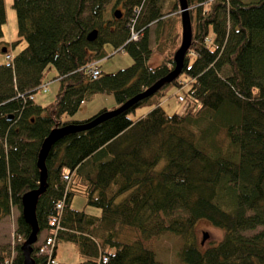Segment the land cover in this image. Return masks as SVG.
Masks as SVG:
<instances>
[{
    "label": "trees",
    "instance_id": "obj_1",
    "mask_svg": "<svg viewBox=\"0 0 264 264\" xmlns=\"http://www.w3.org/2000/svg\"><path fill=\"white\" fill-rule=\"evenodd\" d=\"M108 1L12 0L18 39L11 44L25 40V45L10 61H0V221L13 206L19 209L18 241L12 248L0 243V264H22L20 246L30 225L21 213V197L39 184L37 159L49 131L112 109L72 118L95 93H112L116 108L174 66L178 0L167 11L163 0H116L122 9L113 11L114 26L104 19ZM187 3L192 40L180 74L127 108L66 133L46 155L38 235L42 230L50 235L58 226L52 256L56 259L61 241L73 242L82 256L59 264H96L103 255L106 264H163L155 242L165 234L177 238L180 264H264V0ZM6 19L0 0L5 54L11 52L2 40ZM151 23L159 33L155 48ZM95 28L97 36L88 40ZM106 42L125 49L133 62L113 72L100 68L93 76L87 66H100L108 54ZM153 50L163 57L156 66L147 63ZM49 65L57 69L58 88L54 102L43 105L34 93ZM226 65L229 72H223ZM186 84L184 94H176L184 98V110L167 112L166 90ZM143 105L151 108L132 118L130 112ZM76 193L101 213L74 208ZM199 219L221 228L222 237L203 246L195 229ZM36 250L33 244L35 264H50L47 254Z\"/></svg>",
    "mask_w": 264,
    "mask_h": 264
},
{
    "label": "rangeland",
    "instance_id": "obj_2",
    "mask_svg": "<svg viewBox=\"0 0 264 264\" xmlns=\"http://www.w3.org/2000/svg\"><path fill=\"white\" fill-rule=\"evenodd\" d=\"M174 0H163V9L165 11L170 10L172 7V3ZM115 8H121V5L116 2V0H109L105 5L104 10V19L108 22L107 24L110 26H114L116 22V17L113 14V11ZM5 9H6V22L4 23L3 29L4 34L2 36V40L8 42V48L12 53H15L18 51L21 47L25 45V40H20L17 44L12 46L11 42L13 40L18 39V33H17V15L14 7L12 6V0H5ZM175 29L179 30L180 32V38L181 40V22L175 20ZM157 24L151 23L150 29H149V38H150V44L155 48L157 47V35L159 33L157 32ZM166 30V25L164 26V31ZM136 34V35H134ZM162 36V33L160 34ZM134 37V38H133ZM138 38L137 32L132 33V39L135 40ZM3 44V42L0 43V45ZM180 44V41H179ZM105 49L108 51V54L104 57H102L99 60L100 68L104 72H113L120 68L126 67L130 65L133 62L132 56L124 50H116L115 45L112 42H106L104 44ZM158 52L157 50H153L150 54V60L153 59L155 53ZM160 53V52H159ZM162 55V54H161ZM0 61H5V53L0 52ZM223 72H229V66L226 65L223 69ZM57 69L53 65L47 66L44 72L43 77V84L44 87H46V91H43L42 88L39 89L34 93L35 100L43 105L50 104L54 102L55 95L58 88V78H57ZM188 84H186L181 89H178L177 87H173L171 89H167L165 94L163 95L162 99V106L165 108V110L169 113L172 112H182L185 108V102L180 101L178 97L176 96L177 93L184 94L185 90H187ZM100 94H94L93 96H90L89 98L82 101L80 104L78 110L72 115V118H86L87 112H85V108L90 109V106L94 105L99 99H101L102 102H107L108 98L110 97L115 100L112 93H105L101 94L102 96L105 95L107 99L102 100L103 98H99ZM110 95V96H109ZM101 96V97H102ZM107 104V103H106ZM109 104V103H108ZM151 106H139L134 111L130 112V116L132 118H135L139 116L142 112H147ZM72 206L76 209H83L88 213L91 214H100L101 208L95 205L87 204L86 202V196L81 193H76L73 195L72 198ZM17 208V207H16ZM177 214L183 215L184 212L182 210H177ZM19 214V209L17 208L14 210V216H17ZM6 216H10L6 215ZM5 216V217H6ZM15 227H16V217L14 219ZM195 229L197 232L198 240L201 241L203 233L207 232V237L202 243L203 246L209 245L213 242H216L219 240L223 235V230L219 227L213 226L208 220L206 219H199L195 225ZM257 229H260L257 228ZM5 230L3 229V232ZM248 233H251L252 231H247ZM4 235L0 236V243L8 244L11 248L17 242L16 234L10 238V235L6 233H3ZM47 235L46 230H42L40 232L39 240L43 239V237ZM177 238L172 234H165L162 237H160L155 242V250L157 257L163 262V264H180L178 256H177ZM56 259L61 263H74L77 261L82 260V256L77 250L76 245L71 241H61L58 243L55 253Z\"/></svg>",
    "mask_w": 264,
    "mask_h": 264
},
{
    "label": "water",
    "instance_id": "obj_3",
    "mask_svg": "<svg viewBox=\"0 0 264 264\" xmlns=\"http://www.w3.org/2000/svg\"><path fill=\"white\" fill-rule=\"evenodd\" d=\"M178 2L180 6L179 11H180V22H181V40L178 48L176 49L173 55V60H174L173 68L166 75L162 76L161 78L156 80L152 85L148 86L144 91L129 98L122 105L116 108L106 110L96 115L95 117H93L92 119H90L85 123H81V124L69 123L62 126H55L49 131L48 135L44 137L37 159V166L39 167V184L37 187L27 190L25 193H23L21 197V207H22L21 213L24 219L26 220V222L30 225V232L21 242V246H20L23 252L22 264H35L34 257L32 256V250H33V244L38 240V231H39L38 221L36 217V207H37L39 195L45 190L46 187L47 168L45 165V158L52 144L66 133L85 129L119 110L127 108L137 100L152 94L164 83L170 82L172 79H174L180 74L184 64L185 54L192 40V22H191L187 0H178ZM115 14L117 16L121 15V13L118 10L115 11ZM97 33L98 30L96 28L91 30L87 34V39L88 40L94 39L97 36ZM5 49L6 48L3 47L2 51H5ZM9 117H11V115H9ZM207 234H208L207 232L203 233L201 243L204 242V240L207 237Z\"/></svg>",
    "mask_w": 264,
    "mask_h": 264
},
{
    "label": "crops",
    "instance_id": "obj_4",
    "mask_svg": "<svg viewBox=\"0 0 264 264\" xmlns=\"http://www.w3.org/2000/svg\"><path fill=\"white\" fill-rule=\"evenodd\" d=\"M154 53H155V55H154L153 59L150 60V56H149V58L147 60V63L150 66L158 65L162 61V58H163L161 53H159V52H154ZM95 94H100L99 98H103L102 100L107 99V98H108V100H107V102H102L101 99H99L96 103H94L93 106L92 105L90 106V109L85 108L84 111L87 112V115H88L87 117L93 115L102 107L113 108L114 106H116V101L114 99H112L110 97L106 98L105 95H103V96L101 95V94H105V93L98 92ZM34 99H35V96H34ZM143 113H145V112H142L141 114H143ZM71 205H72V203H71ZM16 209H17L16 206H13L11 209L10 216H6V217H3L1 219V221H0V236L4 235L3 233H6L7 235L9 233L10 238H12V236L15 234V223H14L15 221H14V219H15V217L18 216L17 214H16L17 216H14V210H16ZM3 229L5 230L4 232H3Z\"/></svg>",
    "mask_w": 264,
    "mask_h": 264
},
{
    "label": "built area",
    "instance_id": "obj_5",
    "mask_svg": "<svg viewBox=\"0 0 264 264\" xmlns=\"http://www.w3.org/2000/svg\"><path fill=\"white\" fill-rule=\"evenodd\" d=\"M134 35H136V34H134ZM5 58L8 61H10L12 59V54L11 53H6L5 54ZM87 69L91 72V74L93 76H96L100 72V66L97 65V62L90 63L87 66ZM41 88L44 91L46 90V87H44V84H42ZM180 99H182V96H180ZM66 177H68V176L66 175ZM62 206H63V202L62 201L57 204V208H59V209H61ZM51 223L52 224L56 223V218L55 217L51 220ZM57 227L55 228V231L52 234L47 235L42 241L38 242L37 245H36V247H37L36 253L47 254V256L49 257L48 258V262L50 264H59L57 259H55L52 256V251H53L54 244H55V235L54 234L56 233ZM18 239L21 240V237L18 236ZM107 261H108V257L106 255H103V256H101L98 259L96 264H106Z\"/></svg>",
    "mask_w": 264,
    "mask_h": 264
},
{
    "label": "bare ground",
    "instance_id": "obj_6",
    "mask_svg": "<svg viewBox=\"0 0 264 264\" xmlns=\"http://www.w3.org/2000/svg\"><path fill=\"white\" fill-rule=\"evenodd\" d=\"M120 12V11H119ZM121 13V12H120ZM118 17H120V16H118ZM134 38V37H133ZM181 101H184V98L182 97V99H180Z\"/></svg>",
    "mask_w": 264,
    "mask_h": 264
}]
</instances>
